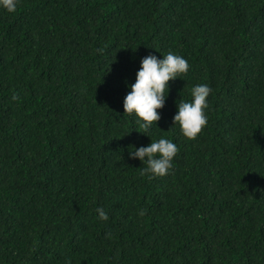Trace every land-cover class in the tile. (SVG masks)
Returning a JSON list of instances; mask_svg holds the SVG:
<instances>
[{"label":"trees","instance_id":"16d2710c","mask_svg":"<svg viewBox=\"0 0 264 264\" xmlns=\"http://www.w3.org/2000/svg\"><path fill=\"white\" fill-rule=\"evenodd\" d=\"M170 51L189 70L145 135L125 85ZM198 84L188 139L172 117ZM160 137L178 152L149 178L128 151ZM0 264H264V0L0 8Z\"/></svg>","mask_w":264,"mask_h":264},{"label":"clouds","instance_id":"9594fccd","mask_svg":"<svg viewBox=\"0 0 264 264\" xmlns=\"http://www.w3.org/2000/svg\"><path fill=\"white\" fill-rule=\"evenodd\" d=\"M18 2L19 0H0V8L11 13L16 10ZM139 65L134 82L125 85L130 90L123 98L122 107L124 113L136 117V123L145 130L141 133L146 135L153 122L156 124L160 119L157 110L165 104L169 92L168 82L177 77L182 78L188 72L189 64L184 57L170 51L162 55V58L149 53L140 59ZM209 93L207 84L194 85L190 89L191 100L180 99L176 103L177 110L172 117V125H178L181 133L188 139H195L206 125V98ZM177 152V145L171 139L160 137L151 140L146 146L133 145L128 155L145 165L141 169L142 175L147 174L152 178L169 173ZM96 212L98 219H108L102 208L97 207ZM140 214L143 215V212Z\"/></svg>","mask_w":264,"mask_h":264}]
</instances>
